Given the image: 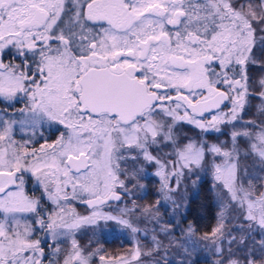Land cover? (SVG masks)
Here are the masks:
<instances>
[{
	"label": "snow or ice",
	"instance_id": "6c2138e0",
	"mask_svg": "<svg viewBox=\"0 0 264 264\" xmlns=\"http://www.w3.org/2000/svg\"><path fill=\"white\" fill-rule=\"evenodd\" d=\"M0 99V264H170L162 202L185 208L202 172L220 211L193 249L264 264V0H0ZM84 226L135 243L82 246Z\"/></svg>",
	"mask_w": 264,
	"mask_h": 264
},
{
	"label": "trees",
	"instance_id": "16d2710c",
	"mask_svg": "<svg viewBox=\"0 0 264 264\" xmlns=\"http://www.w3.org/2000/svg\"><path fill=\"white\" fill-rule=\"evenodd\" d=\"M143 182L147 183L149 192L145 200L138 202L144 204L154 203L156 200L155 189L158 187L157 182L155 179H152L150 183L147 181ZM184 183L187 185V200L185 202L187 206L185 208H178L171 201L162 202L164 205L160 208L162 223L170 224L177 242L182 241L185 236L182 234L181 229L186 230L189 223L193 224L196 229V234L192 237L195 239V241H197L199 237L205 232H210L211 229L215 227L217 223L216 216L220 211V208L213 193L209 190L212 183L210 178L205 177L198 181V188L196 190L192 188L188 181H185ZM175 199L177 202H180L179 195H177ZM121 206L123 207L124 205ZM166 206H168V208H165ZM169 211H171V213H168ZM168 217H171L172 219L169 220ZM146 223L150 224V226L147 228L153 231L152 228L154 226L151 224L152 222L145 221L139 225L144 227L147 225ZM232 223L234 224V227L232 228L233 235H239L240 233L236 231V225L239 223V221H233ZM105 231L106 230L100 229V232L95 234L96 239L94 240L95 242L93 244L103 247L107 250V253L116 254L117 252H120L121 250L124 251L132 246L131 241L125 238L123 233H115L111 236H108ZM82 236V238L86 239V241L90 240V237H92L91 232H89L88 229L83 233ZM160 238H162V236H160ZM261 238L262 237L259 234L253 233V239L246 241V243L252 245L254 241L258 242ZM87 243L85 242L84 244ZM93 244L91 243L92 246ZM165 244H168L167 240H165ZM203 245V243H198L195 249H193L192 246L190 252L191 256H188V259L191 258L195 264H215V260L217 259L212 260V258H215L216 255L213 254L214 252L211 249H207ZM173 246L174 245L168 248V257L174 252ZM94 262L98 263L97 259H95Z\"/></svg>",
	"mask_w": 264,
	"mask_h": 264
},
{
	"label": "rangeland",
	"instance_id": "374dc122",
	"mask_svg": "<svg viewBox=\"0 0 264 264\" xmlns=\"http://www.w3.org/2000/svg\"><path fill=\"white\" fill-rule=\"evenodd\" d=\"M250 118L252 119H255L256 117L255 116H251ZM197 131L196 129H194L192 126L190 125H184L181 129V132L188 135L189 137H196L197 136ZM215 138H216V134H210L209 136V139L212 140V141H215ZM222 140H227V137H221ZM165 151H170V149H165ZM241 163H242V166L243 167H246L248 170H249V173L251 174H261L259 169H260V163L258 161V159H256L255 157H250L248 159H243L241 160ZM205 177H208L212 180V177H211V174L210 173H201V176H200V180H202L203 178ZM195 179V178H194ZM199 180V181H200ZM122 207V206H121ZM165 208H168V206H166ZM81 214H84L82 213L81 211H79ZM168 213H171V211H169ZM87 214V213H86ZM232 215H235V213H233ZM169 220H171L172 218L171 217H168ZM231 220V222H228L226 221V225L228 228L232 229L234 227V224L232 223L233 221H237V220H234V219H231V217L229 218ZM147 225H145L144 227H142V225H139V227L141 229H143L144 231L147 232V236H145L143 233H138L137 234V239L139 240V242L144 246V249L145 250H148L152 247V244H151V236L153 235V231H151L150 229H148L147 227L150 226V224L146 223ZM154 227L152 228V230L156 227L155 223L152 222L151 223ZM88 229L89 232H91V236L90 237L91 239L86 241V243L89 245V242H91L92 244L95 242L94 240L96 239L95 237V234H97L98 232H100V229H92L91 230V227L89 226H84L80 232L77 234V239L79 241H81L80 239H83L82 235L83 233ZM105 233L108 235V236H111L115 233H112L110 231H105ZM258 234V233H256ZM123 236L127 239H129L131 241V244L132 246H130L128 249L126 250H121L120 252H117L116 254H127L128 251L133 247V244L135 243V241L132 239L131 235L130 234H124L123 233ZM121 239V238H120ZM123 240V239H121ZM193 241H195V239L193 237L191 238H188L187 236H184L183 240L182 241H179L178 244H175L173 247L174 249V252L172 255H169V262L170 264H182L183 261L187 260L188 259V255L185 254L184 252V249L187 248L189 253L191 252V247L193 246ZM87 244H84V243H81L82 246L84 245H87ZM98 246V245H97ZM204 246V245H203ZM66 247V245H65ZM90 247L92 248H95L96 245L93 244V246L90 244ZM225 247H226V244H225ZM206 248V247H205ZM207 249H210V248H207ZM116 254H111V255H116ZM214 255H216L215 258H212V260H215V259H218V256L217 254L213 253ZM155 255V254H154ZM141 259L145 260L146 262L149 261L151 258L150 257H141ZM156 259H159L158 256H156ZM95 260V258H94ZM93 260V264H99V262H94ZM98 261V259H97ZM216 261V260H215Z\"/></svg>",
	"mask_w": 264,
	"mask_h": 264
},
{
	"label": "flooded vegetation",
	"instance_id": "af4514ba",
	"mask_svg": "<svg viewBox=\"0 0 264 264\" xmlns=\"http://www.w3.org/2000/svg\"><path fill=\"white\" fill-rule=\"evenodd\" d=\"M9 59H11V58H9ZM13 62H17V61H13ZM22 106V104H16V108H19V107H21ZM7 107V103L6 102H3L2 101V99H0V109H4V108H6ZM8 111L9 112H12L13 111V109L12 108H8ZM45 135L47 136L48 135V133L46 132L45 133ZM19 136H20V134L18 133L17 134V138H19ZM49 139H55V135H52V136H49ZM27 188H28V190L30 191V192H34L37 196H39L40 195V192H39V190L37 189V188H34L33 186H32V184L31 183H29L28 185H27ZM76 207H77V210L78 211H81L82 213H84V214H86L87 213V208H86V206L85 205H83V204H77L76 205ZM105 210H109V209H105ZM93 229V228H92ZM81 241H80V243H85L86 242V239H80Z\"/></svg>",
	"mask_w": 264,
	"mask_h": 264
}]
</instances>
